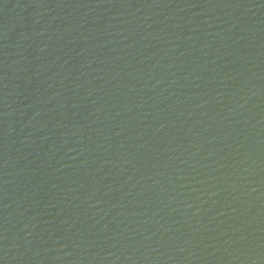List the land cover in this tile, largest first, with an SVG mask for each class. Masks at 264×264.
<instances>
[{
	"label": "water",
	"instance_id": "1",
	"mask_svg": "<svg viewBox=\"0 0 264 264\" xmlns=\"http://www.w3.org/2000/svg\"><path fill=\"white\" fill-rule=\"evenodd\" d=\"M0 264H264V0H0Z\"/></svg>",
	"mask_w": 264,
	"mask_h": 264
}]
</instances>
